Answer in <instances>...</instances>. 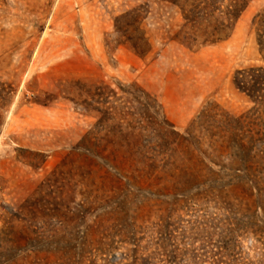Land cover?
<instances>
[{"label": "rangeland", "instance_id": "rangeland-1", "mask_svg": "<svg viewBox=\"0 0 264 264\" xmlns=\"http://www.w3.org/2000/svg\"><path fill=\"white\" fill-rule=\"evenodd\" d=\"M262 9L190 48L157 0H0V264H264Z\"/></svg>", "mask_w": 264, "mask_h": 264}, {"label": "trees", "instance_id": "trees-1", "mask_svg": "<svg viewBox=\"0 0 264 264\" xmlns=\"http://www.w3.org/2000/svg\"><path fill=\"white\" fill-rule=\"evenodd\" d=\"M158 3L175 8L181 17V22L170 39L177 41L190 48L215 43L227 39L241 13L247 7L250 0H157ZM132 13V12H131ZM133 15L138 16V13ZM255 26V39L260 55L261 63L248 66L235 71L233 76L234 85L254 102L264 107V9L257 12L252 19ZM126 28L123 29V32ZM131 41V47L140 55L147 51L146 40ZM225 115V114H223ZM247 115H241L238 121L243 126ZM218 134L210 133L208 145L219 154L232 151L231 125L226 120H220ZM216 135L215 138L212 136ZM238 149L245 151L244 143L238 144ZM247 166V160H245ZM247 168V169H246ZM246 172L236 179L233 184L247 185L251 181L250 169L245 167ZM247 178V180H246Z\"/></svg>", "mask_w": 264, "mask_h": 264}]
</instances>
